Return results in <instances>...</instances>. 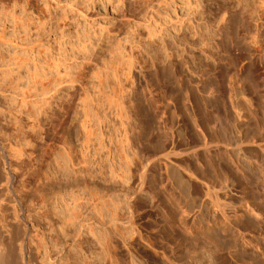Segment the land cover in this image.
Returning a JSON list of instances; mask_svg holds the SVG:
<instances>
[{
	"label": "rangeland",
	"instance_id": "374dc122",
	"mask_svg": "<svg viewBox=\"0 0 264 264\" xmlns=\"http://www.w3.org/2000/svg\"><path fill=\"white\" fill-rule=\"evenodd\" d=\"M263 10L0 0V249L264 264Z\"/></svg>",
	"mask_w": 264,
	"mask_h": 264
},
{
	"label": "bare ground",
	"instance_id": "6f19581e",
	"mask_svg": "<svg viewBox=\"0 0 264 264\" xmlns=\"http://www.w3.org/2000/svg\"><path fill=\"white\" fill-rule=\"evenodd\" d=\"M264 11V10H263ZM6 197V196H5ZM0 200H3V199H0ZM5 200H6V198H5ZM1 202V201H0ZM2 243V242H1ZM3 245V244H2ZM2 247H4V246H2ZM7 248H9V247H7ZM6 248V249H7ZM6 249H4V250H2V248L0 249V264H15V256L14 257H12V255H15V253L14 254H12V250H11V254L9 253L10 251L8 250V253L6 254ZM25 250V249H24ZM26 251V250H25ZM21 252H24V251H21ZM24 255V254H23ZM23 259H24V257H23Z\"/></svg>",
	"mask_w": 264,
	"mask_h": 264
}]
</instances>
